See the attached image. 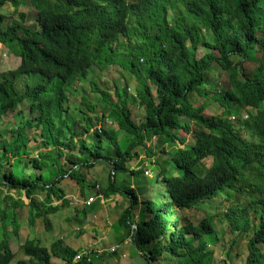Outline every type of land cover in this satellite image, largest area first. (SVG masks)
Here are the masks:
<instances>
[{"label":"trees","instance_id":"obj_1","mask_svg":"<svg viewBox=\"0 0 264 264\" xmlns=\"http://www.w3.org/2000/svg\"><path fill=\"white\" fill-rule=\"evenodd\" d=\"M24 1L0 0V10L13 6L15 15ZM28 1L36 11L33 22L20 13L18 19L0 14V44L20 59L16 69L0 72V141L15 157L0 156V264L16 259L7 229L20 236L25 210L29 225L40 220L52 231L50 216L71 205L62 188L67 178L85 203L93 194L121 197L117 241L131 239L144 264H207V239L219 223L246 238L244 264H264V0ZM200 49L206 53L199 56ZM250 60L257 61L253 74L245 68ZM113 65L137 79L143 121L132 119L127 87L117 86L113 102L89 82L91 93L109 106L110 122L83 95L77 115L84 127L70 125L63 111L85 88L92 67ZM114 123L123 139L110 127ZM36 129L52 148L27 164L22 155ZM79 133L86 139H77ZM134 160L135 179L145 173V161L151 167L146 201L139 188L123 190L114 180ZM103 165L111 166L107 184H91L84 171ZM146 183L135 180L141 193ZM208 202L214 215L196 223L192 217ZM87 207L76 211L85 217ZM139 209L141 221L148 213L145 223L135 222ZM187 210L193 216L180 220L178 212ZM20 251L16 264H54L53 258L95 264L102 256L62 239L49 248L27 239Z\"/></svg>","mask_w":264,"mask_h":264},{"label":"rangeland","instance_id":"obj_2","mask_svg":"<svg viewBox=\"0 0 264 264\" xmlns=\"http://www.w3.org/2000/svg\"><path fill=\"white\" fill-rule=\"evenodd\" d=\"M13 6H9L3 10H0V14L15 17L13 19H18L17 15L24 14L27 21L33 22L36 18V11L33 5L25 0L21 7L18 9L17 13L14 15ZM206 53L204 50L200 49L199 56ZM20 65V59L16 57L9 49L0 44V72H6L16 69ZM257 66V61L250 60L245 63V68L250 74H253L255 67ZM89 82H94L98 84L101 90L106 91L112 98L113 102H117L116 88L117 86L122 89L127 87L126 95L129 99V108L132 112V119L136 123H141L145 116L144 108L139 105L135 99V88L138 85L137 79L132 74V72L127 71L125 68L119 65H113L107 69L101 70L98 67H92L90 70V76L85 84L84 89H80L76 97H72L68 104H71L70 109L63 111L64 120L69 118L70 125L77 124V129H82L84 127L83 123H79L80 115L78 108L82 101V96L86 95L90 98V101L97 106V113L101 119L105 120L106 123L110 121V109L109 106L101 101L97 96L91 93ZM67 108V106H65ZM214 109V108H213ZM220 111H210L209 114H218ZM109 117V118H108ZM112 120V119H111ZM77 122V123H76ZM118 133V137L123 139L124 134L119 132L117 125H110V127ZM59 129H61V138L66 140L69 134L68 131L63 128L62 123L59 124ZM33 141L30 143L29 148L25 149V155H22V159L27 164H30V157L37 156L39 151H49L52 147L43 145L39 136L40 130L36 129L33 131ZM181 136H186V134L181 133ZM83 141L86 139V135L79 133L78 138ZM188 144L192 143V138L188 137ZM5 153L11 156V151L9 145L5 141H0V156ZM141 158H144L142 155ZM140 158V159H141ZM15 157L11 156V162H13ZM138 160H134L130 163V167L125 171H119L114 180L120 188L123 190L130 189L132 187L139 188L141 201H146L152 196V188L146 183L152 177L151 167L148 161H145L143 168L145 173L140 177L137 175L136 179L133 178L131 174V168H137ZM24 172L26 169L22 168ZM111 171L110 165H103L96 167L93 170L84 171L86 179L90 181L91 184L100 181L103 186L107 184L109 172ZM135 180L139 182L144 180L146 185L142 193L140 192V187L135 184ZM62 188L66 192L67 199L71 201L70 207H65L61 209L55 215L50 216L52 220V231L47 232L45 227L38 220L35 225H29V218L27 217V210L24 211V215L19 218L20 226V236L18 238L14 237L11 233L12 227H8L9 232L8 237L10 245L14 253L16 254V259L12 264H16L23 256L20 251V247L25 243L27 239L38 238L42 241L43 245L50 247V245L58 239H62L68 246L81 249L84 252L90 253H100L99 256L94 260L95 264H144V259L140 257L138 249L136 250V245L131 241V239L125 240L123 243L117 241V235L114 231L117 225L118 216L120 213L119 203L121 202V197L119 195H113L109 199H105L102 196L90 195L87 202L83 200L80 196L79 188L76 183L71 179H65L62 184ZM12 196H17L15 192H11ZM91 199H93L91 201ZM24 201L28 203L27 199ZM55 204H61L60 201H55ZM87 204L88 215L83 217L76 211L77 205ZM214 203L208 202L205 206L201 207L199 211L193 216L190 211L178 212V217L182 218H195V222L199 223L206 216L214 215L213 209ZM142 207V206H140ZM80 210V209H79ZM135 217V222L145 223L148 218V213L143 212V220L141 221L140 212ZM11 218V217H10ZM7 218V223L11 222V219ZM1 226V221H0ZM1 228V227H0ZM135 229V228H134ZM1 236V235H0ZM250 236V235H248ZM117 252V255L111 254ZM206 250L211 252L210 258L207 264H244L248 256V248L246 246V238L235 237L229 231L228 223L226 224H216L215 234L207 239ZM107 253V256H103ZM25 259V258H23ZM52 262L54 264H64L63 261L53 258ZM172 262V263H171ZM170 264H176L175 261H171ZM154 264H160L159 262H154Z\"/></svg>","mask_w":264,"mask_h":264},{"label":"built area","instance_id":"obj_3","mask_svg":"<svg viewBox=\"0 0 264 264\" xmlns=\"http://www.w3.org/2000/svg\"><path fill=\"white\" fill-rule=\"evenodd\" d=\"M93 199H91V201H92Z\"/></svg>","mask_w":264,"mask_h":264}]
</instances>
